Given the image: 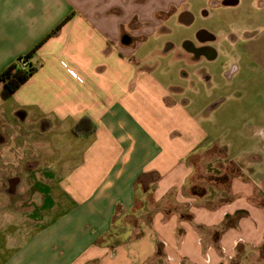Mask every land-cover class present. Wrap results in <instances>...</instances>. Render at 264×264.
I'll return each mask as SVG.
<instances>
[{"label": "crops", "instance_id": "1", "mask_svg": "<svg viewBox=\"0 0 264 264\" xmlns=\"http://www.w3.org/2000/svg\"><path fill=\"white\" fill-rule=\"evenodd\" d=\"M186 3L0 0V73L33 49L29 61L37 67L0 99V264H264V186L251 165L262 158L229 156L230 145H216L188 102L174 96L176 85L164 86L135 56ZM250 23L233 24V32L250 33L235 61L244 57L251 75L264 80V28ZM213 98L208 111L226 100ZM84 116L91 121L74 132ZM216 146L239 171L229 179L232 200L207 207L190 188L195 160ZM48 160L55 164L44 182L55 183L48 186L53 199L34 201V180L21 181L14 166L28 177ZM14 192L21 195L15 204ZM19 203H26L22 211ZM154 203L160 207L146 222ZM183 210L192 221L181 219ZM239 210L246 216L216 242L214 229ZM130 212L139 228L128 243H97L116 213Z\"/></svg>", "mask_w": 264, "mask_h": 264}, {"label": "rangeland", "instance_id": "2", "mask_svg": "<svg viewBox=\"0 0 264 264\" xmlns=\"http://www.w3.org/2000/svg\"><path fill=\"white\" fill-rule=\"evenodd\" d=\"M210 1L187 0L186 6L192 12L194 21L189 25H184L178 21L175 14L170 15L164 19L163 25L156 34L148 37L137 49L135 56L142 58L148 66L152 67L153 76L164 86L176 85L182 89L174 96L179 101L186 100L188 102L189 108L194 110L198 120L211 133L216 145L218 143L225 146L230 145L229 156L252 153L262 158L261 163L251 162V165L262 173L259 175L255 173L253 177L264 186V80L260 78L259 73L256 76L251 75L250 61H246L243 57L242 61L235 63L239 67L237 74L225 86L228 93L208 95L207 89L200 83L199 74L196 73L199 65L189 66L186 54L181 52L183 41L193 39L197 31L202 28H208L219 36L225 23L223 18H232L236 24H244L249 18H246L247 9L252 11L253 21L261 19L263 13L252 5L251 0H242V3L236 6L218 7H212ZM216 1L219 2V0ZM202 10H206L210 15L204 16ZM137 26L138 23L134 21L132 27ZM131 39L133 44L136 38L131 37ZM168 44H172L173 48L165 51ZM222 50L226 53L227 49L222 47ZM223 58L225 56L220 55L219 60ZM205 66L209 72H213L212 81L224 79L218 62L207 63ZM255 70L259 72L256 66ZM183 73H187V76ZM211 84L213 85V83ZM236 92H239L240 95ZM215 96H226V100L220 108L208 111ZM6 105L5 102L4 106L7 109ZM6 117L9 118L8 115ZM51 135L52 133L50 137ZM197 159L195 160L194 180L201 187L209 190V204H218L225 198V194L220 193V186L213 183V178L224 171L230 174L234 172L235 168L229 166L220 150L215 148L206 151L198 161ZM54 164L55 162L52 160L43 161L41 166L31 171V175L28 177L25 176V169H16L14 166L13 174H17L25 183L34 180L32 187L35 192L34 201L47 203L53 199L48 186L55 183L50 181L46 184L44 180L49 178ZM20 196V194L16 197L13 196L12 202L18 203ZM25 204H17L16 209L22 211ZM21 227V224L17 225L18 229Z\"/></svg>", "mask_w": 264, "mask_h": 264}, {"label": "flooded vegetation", "instance_id": "3", "mask_svg": "<svg viewBox=\"0 0 264 264\" xmlns=\"http://www.w3.org/2000/svg\"><path fill=\"white\" fill-rule=\"evenodd\" d=\"M223 0H211L210 5L212 7L218 6H236L242 3V0H229L227 4H223ZM252 5L256 7L257 10H261L263 14L262 19L258 21H262V28H264V0H251ZM204 16H209L210 13L206 10H202ZM246 18L249 17L244 24H236L232 18L226 19L224 22V27L222 28L224 34H220L219 36L216 35L212 30L208 28H202L197 31L195 37L193 39H186L183 41L181 45L182 53L188 54V65H199L198 70L196 73L199 74L200 83L207 89L208 95H225L228 93L227 89L225 88L227 82L230 83V80L234 77V75L238 72V66L235 61L236 56L243 52L244 49V41L243 37L249 36V32L246 30L242 31L241 33L233 32V28H236L235 25H240L241 27H246L250 23V19L252 18V11L247 9ZM177 16L178 21L184 25H189L194 21V16L186 4L182 5V7L178 8V11L174 12L173 15ZM233 27V28H232ZM240 29V28H239ZM163 30V29H162ZM237 34V36H236ZM219 37V38H218ZM239 40V41H238ZM216 43V44H215ZM220 43V44H219ZM226 48V53L224 52L225 58L219 60L220 57V48ZM173 45L168 44L165 48V51L172 49ZM244 53V52H243ZM212 62H218L220 64L222 70V77L224 79L212 81L213 72H209L206 69L205 64H210ZM187 76V73H183ZM189 76V75H188ZM229 80V81H228ZM213 83V85L211 84ZM226 89V90H225ZM173 93H179L182 89L178 86L172 87ZM239 94V92H236ZM17 193L14 192L13 196L16 197ZM18 196V195H17Z\"/></svg>", "mask_w": 264, "mask_h": 264}, {"label": "trees", "instance_id": "4", "mask_svg": "<svg viewBox=\"0 0 264 264\" xmlns=\"http://www.w3.org/2000/svg\"><path fill=\"white\" fill-rule=\"evenodd\" d=\"M34 50L35 49L30 51L28 54L22 57H19L16 61L11 63L5 70H3L0 73V85H1L0 99L6 100L7 98H9L16 91V89H18L22 84H24L37 71V67L33 65L32 63H30L29 61V57L31 53L34 52ZM85 121L90 122L91 120L87 116L80 118L77 125L74 127V132H77V127L81 125V123H84ZM215 149H219L220 152L223 154L222 148H218L216 146ZM224 159L227 160L226 157H224ZM227 162L229 166H232L233 168H235L234 172L239 171V166L235 162L229 161V160H227ZM234 172H231L229 174L224 171L222 174L217 175L215 178H213V183H216L217 185L220 186V189H219L220 193L225 194V198L218 204H209V200H210L209 190L201 187L197 183V181H196V184H193L190 188L191 194L198 198H203L204 199L203 202L207 207H214L219 204L226 203L232 200L233 197L230 193L229 179H230V175H232ZM148 185H150V188L154 187V185H151V183H149ZM145 199H148V201L151 200L149 197ZM143 201H144L143 204H147V200H143ZM159 207H160L159 204L154 203L153 208L151 210L145 209L146 210V219H145L146 222L147 221L149 222L151 220L152 215L154 214V212H156V210H158ZM246 214H247L246 211L239 210V211L234 212V214L232 215H226L222 224L216 229H214L212 233L214 240L217 242L220 234L224 230L230 227H235L238 223V220L241 217L246 216ZM137 215L138 214L134 212L120 214V215L116 213L109 229L98 239L97 243L100 245L108 246L109 248L116 247L123 243H128L131 240L130 239L131 230H133L134 228L135 230L139 228V221H138L139 218L137 217ZM181 219L192 221L191 215L186 210H183V212L181 213ZM196 227L198 229H202V226L200 225H196ZM141 234L142 233L140 229H138L136 233L133 235V237L138 238L141 236ZM162 247H163L162 244L158 242V245H157V255L158 256L163 255Z\"/></svg>", "mask_w": 264, "mask_h": 264}, {"label": "water", "instance_id": "5", "mask_svg": "<svg viewBox=\"0 0 264 264\" xmlns=\"http://www.w3.org/2000/svg\"><path fill=\"white\" fill-rule=\"evenodd\" d=\"M222 2H223V4H227L229 2V0H223Z\"/></svg>", "mask_w": 264, "mask_h": 264}, {"label": "built area", "instance_id": "6", "mask_svg": "<svg viewBox=\"0 0 264 264\" xmlns=\"http://www.w3.org/2000/svg\"><path fill=\"white\" fill-rule=\"evenodd\" d=\"M23 64V63H22ZM24 65V64H23Z\"/></svg>", "mask_w": 264, "mask_h": 264}]
</instances>
